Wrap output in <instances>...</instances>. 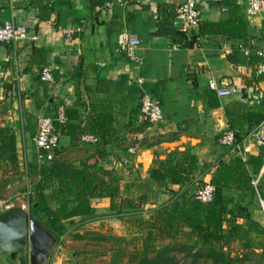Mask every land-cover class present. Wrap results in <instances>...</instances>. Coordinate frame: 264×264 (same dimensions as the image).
<instances>
[{"label":"crops","instance_id":"0c3cea01","mask_svg":"<svg viewBox=\"0 0 264 264\" xmlns=\"http://www.w3.org/2000/svg\"><path fill=\"white\" fill-rule=\"evenodd\" d=\"M182 1L0 0V25L21 24L29 39L0 43V126L11 128L16 136L19 165L10 175L20 173L37 181L27 169L38 162L32 141L37 123L44 115L54 117L60 106L68 122L82 129L98 115H107L112 131L110 143L102 147L98 135L94 144L80 138L73 143L57 130L56 159L79 165L103 149L106 156L96 168L113 171L118 201H136L139 210L168 202L169 192L180 189L150 179L151 168L176 161L182 153L195 154L193 192L211 183L219 162L228 166L242 158L218 144L228 130L243 144L242 160L259 154L252 134L264 119V76L254 67L255 52L264 49V14L247 18L243 0H197L200 23L187 39L174 24ZM65 31L74 32L70 41ZM122 32L140 41L137 61L116 53V38ZM43 69L50 70L52 82L40 80ZM210 78L221 86H234L236 93L219 98L208 89ZM144 94L162 111L157 125L139 116ZM133 133L144 134V140L125 166L121 159ZM91 203L96 216L110 213L109 198ZM108 218L112 217L87 224Z\"/></svg>","mask_w":264,"mask_h":264},{"label":"trees","instance_id":"16d2710c","mask_svg":"<svg viewBox=\"0 0 264 264\" xmlns=\"http://www.w3.org/2000/svg\"><path fill=\"white\" fill-rule=\"evenodd\" d=\"M55 126L73 143L84 134L98 135L102 147L111 141L112 120L104 114L88 121L83 129L68 120ZM105 156V151L98 148L92 158L74 165L58 161L55 152L51 162H36L27 168L30 176L37 178L27 190L28 214L58 242L72 228L80 229L100 217L124 220L132 214L142 217L136 220L134 257L126 256L129 264H264V225L251 217L246 206L234 204V198L226 194L235 190L264 201V175L256 187L252 185L264 167V149L245 161L236 158L228 166L219 162L211 181L213 199L208 204L196 200L191 190V175L198 163L195 154L182 153L176 161L151 168L150 179L160 185H179L180 189L170 191V200L154 208L139 210L136 206V213L127 212L134 204L118 201V180L113 171L96 168ZM18 169L16 136L11 128L0 126V170L10 174ZM101 198L110 199V213L96 216L91 201ZM145 214L149 216L143 217ZM252 234L258 238L255 244L249 237ZM236 242H242L241 249L234 250Z\"/></svg>","mask_w":264,"mask_h":264},{"label":"built area","instance_id":"2783aa9c","mask_svg":"<svg viewBox=\"0 0 264 264\" xmlns=\"http://www.w3.org/2000/svg\"><path fill=\"white\" fill-rule=\"evenodd\" d=\"M246 4V16L251 18L253 16L264 14V0H243ZM200 23V15L197 9V0H183L177 6L174 13V24L177 26L179 32L187 39H191L193 33L197 30ZM73 31H65V37L68 41L72 39ZM26 27L21 24H14L6 21L0 25V43H20L28 41ZM140 41L128 32L118 34L116 38L115 51L117 54L123 55L131 61H137V50L140 47ZM194 48L197 47L196 41L193 43ZM178 50L177 47H173ZM249 56V51L244 52ZM259 59L255 64L254 70L258 76H264V49L255 52ZM40 80L43 82H52L53 76L49 69H43L40 74ZM142 83V79L137 81ZM208 89L216 94L219 98L229 97L234 95L237 89L234 86H221L213 78L208 80ZM139 116L142 122L154 126L157 125L163 118L162 111L158 104L149 96L144 94L139 103ZM67 121V116L64 107L60 106L56 109L55 116H42L37 123V133L33 137V144L37 150L36 159L39 163L51 162L55 157L60 143V136L56 130L55 123L63 125ZM252 137L254 144L259 149H264V119H262L255 130ZM83 143H97L98 137L94 135L84 134L81 136ZM144 140V134L133 133L128 138L129 146L126 150V157L121 159V163L125 166L136 157L139 147ZM218 144L228 150L238 154L242 158L245 156L243 144L238 139L235 132L228 130L218 138ZM264 175L261 171L259 175L252 181L254 187ZM215 188L211 183H205L201 187L195 189L192 193L196 200L202 204H208L213 199ZM28 195V194H27ZM262 212H264V201L260 200ZM25 205L22 206V209Z\"/></svg>","mask_w":264,"mask_h":264},{"label":"rangeland","instance_id":"374dc122","mask_svg":"<svg viewBox=\"0 0 264 264\" xmlns=\"http://www.w3.org/2000/svg\"><path fill=\"white\" fill-rule=\"evenodd\" d=\"M33 184L31 177L24 174L0 173V214L10 208H23L28 212V192ZM30 186V187H29ZM227 196L234 198V204L246 206L251 217L264 225V212L258 196L248 197L234 190H227ZM136 199V197H133ZM130 203V202H128ZM134 208L127 209L129 213H136V201ZM132 203V204H133ZM148 214L143 217H148ZM142 216L129 215L124 220L115 217L84 225L80 229L72 228L67 235L61 238L54 248L49 264H129L126 256L133 258L137 248L136 220ZM99 234L102 237H95ZM78 235H83L82 239ZM255 244L258 238L250 235ZM119 238H122L119 240ZM234 250L242 248V242L233 244ZM11 264H15L14 262ZM22 264H29L27 259ZM255 264V263H251Z\"/></svg>","mask_w":264,"mask_h":264},{"label":"water","instance_id":"95a60500","mask_svg":"<svg viewBox=\"0 0 264 264\" xmlns=\"http://www.w3.org/2000/svg\"><path fill=\"white\" fill-rule=\"evenodd\" d=\"M58 240L22 208L0 214V264H49Z\"/></svg>","mask_w":264,"mask_h":264},{"label":"flooded vegetation","instance_id":"af4514ba","mask_svg":"<svg viewBox=\"0 0 264 264\" xmlns=\"http://www.w3.org/2000/svg\"><path fill=\"white\" fill-rule=\"evenodd\" d=\"M22 263H23V259H21L18 264H22Z\"/></svg>","mask_w":264,"mask_h":264}]
</instances>
